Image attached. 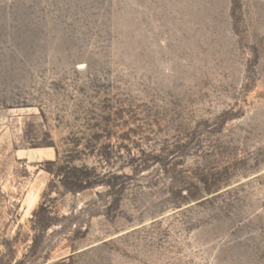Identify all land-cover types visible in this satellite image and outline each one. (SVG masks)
<instances>
[{
  "label": "rangeland",
  "instance_id": "obj_1",
  "mask_svg": "<svg viewBox=\"0 0 264 264\" xmlns=\"http://www.w3.org/2000/svg\"><path fill=\"white\" fill-rule=\"evenodd\" d=\"M0 264H264V0H0Z\"/></svg>",
  "mask_w": 264,
  "mask_h": 264
}]
</instances>
